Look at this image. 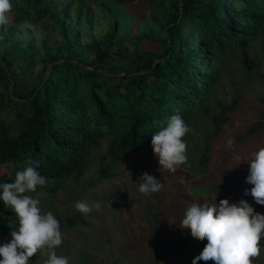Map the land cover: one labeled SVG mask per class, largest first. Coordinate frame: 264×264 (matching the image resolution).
I'll return each mask as SVG.
<instances>
[{"label": "trees", "instance_id": "obj_1", "mask_svg": "<svg viewBox=\"0 0 264 264\" xmlns=\"http://www.w3.org/2000/svg\"><path fill=\"white\" fill-rule=\"evenodd\" d=\"M139 1L11 0L9 23L0 26V184L14 182L31 160L49 181L38 188L56 192L63 181L82 178L92 151L106 138L99 177H112L106 159L118 163L152 146L153 134L171 116L194 124L228 56L253 44L264 53V0H150V26L129 47L119 31L132 21L125 26L120 17L125 5ZM93 4L108 19L98 37ZM41 23H49L57 47L32 35L29 27ZM146 41L156 49L141 50ZM260 103L258 120L239 139L264 131V96ZM238 104V96L218 104L214 134ZM253 209L264 215V205ZM78 224L86 221L76 216L68 222ZM18 228L14 211L0 199V236ZM196 241L197 257L207 241Z\"/></svg>", "mask_w": 264, "mask_h": 264}, {"label": "rangeland", "instance_id": "obj_2", "mask_svg": "<svg viewBox=\"0 0 264 264\" xmlns=\"http://www.w3.org/2000/svg\"><path fill=\"white\" fill-rule=\"evenodd\" d=\"M149 5L150 0H141L123 7L126 22L120 17L122 25L126 26L129 20L132 24L121 29L119 37L125 38L129 47L150 26ZM105 14L99 4L91 6V15L99 26L97 37L107 28ZM29 30L38 42L46 39L52 47L59 45L49 23L32 25ZM156 47L149 41L139 44L141 50ZM235 96L239 97L236 111L230 114L221 132L214 134L212 118L220 112L218 104H230ZM263 96L264 53L258 44H253L247 51H237L223 61L207 107L198 113L190 133L183 138L187 163L175 173L160 169L152 146H146L118 163L106 159L105 166L111 165L114 176L100 178L101 161L110 141L106 138L92 151L81 179L63 181L56 192L37 188L36 193H26L39 199L42 212L50 211L59 220L63 243L56 249L57 255L66 257L69 264H192L198 251L197 241L189 229L180 227L191 203L219 204L227 199L230 204H238L243 199L252 207L256 205L250 194L244 195L252 187L246 183V161L264 148V131L244 140L239 136L258 120ZM237 156L244 162L238 165ZM145 172L163 184L160 192L146 195L139 191L138 177ZM77 201H88L90 205L100 202L101 208L84 215L75 209ZM76 216L84 219L86 225L69 227V220ZM11 239V235L0 236V246ZM260 249L252 264H263L264 238ZM44 259L46 256L38 252L30 264H43Z\"/></svg>", "mask_w": 264, "mask_h": 264}, {"label": "clouds", "instance_id": "obj_3", "mask_svg": "<svg viewBox=\"0 0 264 264\" xmlns=\"http://www.w3.org/2000/svg\"><path fill=\"white\" fill-rule=\"evenodd\" d=\"M12 11L11 0H0V26L9 23ZM0 39H3L0 36ZM190 127L180 115L171 116L160 131L152 136L151 145L158 158L160 169L175 173L187 163V144L183 139L190 133ZM232 145V141L228 142ZM238 165L244 161L237 156ZM249 175L246 183L252 185L244 195H251L255 202L264 205V148L251 154L246 161ZM38 163L29 160L23 170L17 171L14 182L0 184V199L9 205L19 220L18 230L11 231V241L0 246V264H30L38 252L46 256L43 264H69L66 257L58 256L56 249L63 243L59 220L52 212L44 213L38 198L26 193H36L49 181L37 170ZM143 194L158 193L163 184L148 173L137 181ZM75 209L81 214H90L101 208L100 202L77 201ZM180 227L189 229L191 237L207 241L199 256L192 264L212 261L213 264H252L260 255V241L264 238V215L256 213L247 201L230 204L227 199L216 203L193 202L185 210Z\"/></svg>", "mask_w": 264, "mask_h": 264}, {"label": "water", "instance_id": "obj_4", "mask_svg": "<svg viewBox=\"0 0 264 264\" xmlns=\"http://www.w3.org/2000/svg\"><path fill=\"white\" fill-rule=\"evenodd\" d=\"M49 71V70H48Z\"/></svg>", "mask_w": 264, "mask_h": 264}]
</instances>
